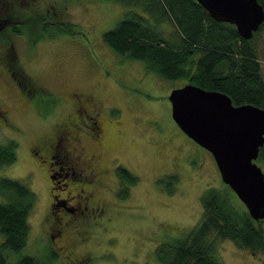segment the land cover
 I'll list each match as a JSON object with an SVG mask.
<instances>
[{"label":"rangeland","instance_id":"obj_1","mask_svg":"<svg viewBox=\"0 0 264 264\" xmlns=\"http://www.w3.org/2000/svg\"><path fill=\"white\" fill-rule=\"evenodd\" d=\"M129 10L113 0H0V12L17 17L0 23V142L18 143L17 160L0 168V178L19 180L36 194L27 245L9 254L7 264L23 256L38 264H159L157 246L199 221L203 191L227 188L213 155L172 118L169 94L189 82L149 72L104 41ZM15 26L19 33L8 31ZM253 42L264 77V26ZM80 92L94 99V112L75 102ZM94 120L102 128L97 139ZM69 121L85 128L84 156L95 154L100 168L79 182L60 178L75 165L62 162L53 190L46 154L52 145L62 149ZM122 167L137 176L134 184L119 176ZM218 253L223 264H264V255L231 240L219 241Z\"/></svg>","mask_w":264,"mask_h":264},{"label":"trees","instance_id":"obj_2","mask_svg":"<svg viewBox=\"0 0 264 264\" xmlns=\"http://www.w3.org/2000/svg\"><path fill=\"white\" fill-rule=\"evenodd\" d=\"M113 1L130 8L123 20L104 33L106 44L121 57L143 62L147 71L164 79H184L206 90L221 91L235 105L248 103L264 109V77L253 42L264 23L251 39H244L235 25L214 20L197 0ZM259 2L264 6V0ZM15 18L13 11L0 12V23ZM17 148L14 140L0 142V168L17 160ZM256 162L264 167V144ZM118 172L128 184L138 179L123 167ZM231 191L228 186L203 191L199 221L188 233L157 246L159 264H223L218 253L221 240L264 255V220L255 221L246 207L237 208ZM0 197V264H7L9 254L27 245L36 194L19 180L1 177ZM18 264H38V259L23 256Z\"/></svg>","mask_w":264,"mask_h":264},{"label":"water","instance_id":"obj_3","mask_svg":"<svg viewBox=\"0 0 264 264\" xmlns=\"http://www.w3.org/2000/svg\"><path fill=\"white\" fill-rule=\"evenodd\" d=\"M216 21L251 39L264 23L259 0H197ZM172 118L214 157L221 179L255 221L264 219V172L256 160L264 144V109L235 105L225 93L188 83L169 94Z\"/></svg>","mask_w":264,"mask_h":264},{"label":"flooded vegetation","instance_id":"obj_4","mask_svg":"<svg viewBox=\"0 0 264 264\" xmlns=\"http://www.w3.org/2000/svg\"><path fill=\"white\" fill-rule=\"evenodd\" d=\"M74 100L75 102H77V104H79V106L81 108H83V111H88L86 110V108L91 109L92 112L95 111V106H94V99L88 94L85 93H76L74 95ZM85 106V108H84ZM84 118H88V119H92V117L90 115H85L83 116ZM94 118V117H93ZM94 124H95V130H96V139L99 138L102 134H101V130L102 128L98 125L97 120H94ZM66 128L63 129V138L60 139V142L63 141V146L62 149L59 148L58 146H53L54 148V152L53 154H51V156H49V153L47 152L46 154V158L50 157L49 162H51L50 166H51V182H52V188L54 190V184L56 185L57 182H60L59 178H57L58 176L55 175L56 172V166H58L60 169L62 168V162H71L74 163L78 170L76 171L75 168L76 166H70L68 168H70V170L66 173L65 178L67 179H72V180H78L79 182L82 181L85 177L86 182H89V180L86 178L89 175L92 176H96L95 172L97 173V170L100 168L98 166V160L96 159L95 154L91 153L89 155L88 158H86L84 156L85 152H84V147L81 144V135L85 134L84 132L86 131L85 128L81 127L79 125V123L73 122V121H69L67 123V125H65ZM88 132V131H87ZM91 138V135L89 136ZM94 137V136H93ZM59 156H58V155ZM58 156V160L54 161L55 156ZM90 160V166H93V169H88L86 170V168L89 166L88 165V161ZM47 161V160H46ZM79 165H81V167H79ZM58 170V169H57ZM86 173V176H83ZM64 184V186H66L68 183H66L65 181L62 183ZM85 188H82L81 192H85ZM88 195L90 198H94V191L92 190L91 192H88ZM88 199V196L86 197V200ZM57 200V195L55 192L52 193V205H57L56 203H54V201ZM63 203H66V199H63ZM51 205V206H52ZM84 205V204H83ZM85 208H88V205H85ZM99 211L105 212V208H99L97 207ZM72 212L74 210V208L70 209Z\"/></svg>","mask_w":264,"mask_h":264}]
</instances>
